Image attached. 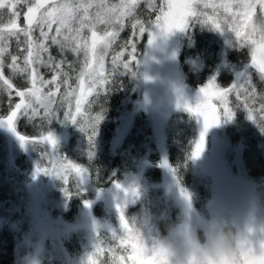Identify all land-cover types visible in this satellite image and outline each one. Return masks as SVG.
I'll use <instances>...</instances> for the list:
<instances>
[{"label": "rangeland", "instance_id": "374dc122", "mask_svg": "<svg viewBox=\"0 0 264 264\" xmlns=\"http://www.w3.org/2000/svg\"><path fill=\"white\" fill-rule=\"evenodd\" d=\"M110 3H119V0ZM164 4L165 10H167L166 0H164ZM24 10L21 9L22 13ZM0 11L4 12L3 21L6 23L9 18L8 12ZM204 11L212 15L211 9ZM19 24L23 26L21 18ZM209 24L211 25V21ZM98 30L103 32L104 26H99ZM185 31H174L165 39L157 37L152 45L147 43V33L144 50L138 58L136 96L128 104L129 107H125L121 111L112 139V145H117L135 117L142 113L150 123L151 137L161 155L159 167L162 170V176L160 181L150 182L145 178L143 171L148 165L149 161L147 160H142L136 172L129 173L124 179L117 181L124 187L134 186L137 189L136 196L130 195L126 200L119 202L123 206L124 215L129 224L137 223L141 227L146 244H150L153 233L165 232L167 223L175 221L178 217H185L200 223L210 219L237 222L239 212L248 205L253 197L258 196L261 205L264 206V159L262 158L264 155V112L260 111V106L254 107L252 104H250L251 111L249 112L243 107V98L241 101L236 100L235 92H230L227 97L226 107L233 113L231 121L224 119V106H221L216 99L211 101L216 108L220 124L207 131L205 147L199 158H191V171L194 180L197 183L207 182L210 187L211 194L205 205L204 213H198L193 207V210L187 208L179 196V188L182 187L180 185L177 187L172 171L162 166L166 161L163 123L167 116L175 110H185L176 104L177 89L189 103L195 104L199 89L206 86L209 80L215 81L214 75L209 76L206 82L196 90H191L185 85L177 58L180 41ZM223 31H227V26L221 23V29L218 31L222 39L218 71L225 65L228 47L239 46L235 42L234 34H232V38H229L221 33ZM84 35H90L87 29H85ZM243 47L249 50L248 63L234 71L232 80L227 87H220L215 81L214 90L229 89L238 81L242 82L245 74L250 77L252 71L257 72L250 66L251 48L247 45ZM82 60H84L83 57ZM190 62L193 61L190 60ZM78 85L79 80L76 84L77 96L79 95ZM85 88H87V84ZM19 99L18 97L16 103L19 102ZM13 110L14 107L0 120L7 121ZM190 115L196 125L193 152L203 124L202 118L198 119L194 113H190ZM19 116L21 114L18 112L17 117L13 118L14 127ZM246 130L247 132H245ZM51 132L58 140L56 149L43 142V137H46L47 133L32 138L24 136L26 139L39 142L22 145L18 135H23L19 134L17 130L16 132L11 131L6 125H0V154L3 156L5 164L9 169L15 168L16 157L23 154L30 171L29 180L23 183L22 197L15 209L17 213L13 220L20 235L15 264H89V257L94 264V252L98 250V242L105 240L103 238L105 234L109 238L115 239V246L118 245L124 252V264H131L126 259L131 253L130 245L127 243L122 245L119 239L112 236L113 234L116 236L124 234L120 226L119 213L115 207L118 202L117 190L114 187L116 182L105 189L98 190L93 199L87 200L91 202V206L86 207L83 202L69 219H63L53 213L54 207L61 206L62 201L60 202L54 193L55 181L60 177L55 176L52 170L57 166V160L62 161L65 165L73 162L64 159L58 152V148L68 139L67 131L62 128ZM53 151H55V156L52 155ZM37 167L48 170L52 174L46 175L43 171L37 173ZM70 173L79 180L74 171L64 174L68 176ZM82 183L85 185L88 183V172L86 180ZM185 190L192 198L193 192L187 188ZM119 195L122 196L123 193ZM97 203H101L105 207L106 215H95L93 208ZM261 211L264 213V207ZM71 235L78 236L82 244V253L78 255L67 252L64 247L65 240ZM102 247L105 252L106 246ZM121 250L118 253L120 256Z\"/></svg>", "mask_w": 264, "mask_h": 264}, {"label": "snow or ice", "instance_id": "6c2138e0", "mask_svg": "<svg viewBox=\"0 0 264 264\" xmlns=\"http://www.w3.org/2000/svg\"><path fill=\"white\" fill-rule=\"evenodd\" d=\"M143 2L147 5L149 13H157L154 21L150 19L145 21L137 17V8L141 0H119V3L115 4L110 3L109 0H0V10L7 11L9 16L5 23L4 12L0 11V89L6 91L9 96L15 92V95L20 98L19 102L15 103L14 110L7 121L0 120V125H6L11 131L16 132L13 118L17 117L18 112L29 120L40 117L49 124L52 119H61L60 108L67 102L69 109L63 113L62 120L80 124V130L85 132V127L71 110V100L75 98V113L81 114V105L86 101L87 94L108 82L105 74V58L121 32L124 31L126 22H130L132 38L124 41L120 45L121 50L112 56V71L122 66L125 74L135 75L130 62L121 58L125 55V51L131 48L128 54L135 60L136 66L138 65L139 61L134 55L137 48L134 38L137 33L143 36L147 32V43L152 45L157 37H167L177 30L184 31L190 24L210 26L220 31L221 23H223L227 26V31L221 32L222 34L229 38H232L234 34L237 45L241 47L247 45L251 48L250 66L259 73V80L264 82V0H166L167 10L164 5L157 6L156 0H143ZM21 9L26 11L22 13ZM205 9H211L212 15L204 11ZM21 15L25 21L24 26L19 24ZM101 25L104 26L103 32L98 30ZM85 29L90 33L89 36L84 35ZM13 39L18 52L23 55L21 57V55L12 54L11 62L5 65V55L8 54L10 41ZM53 47L62 56L69 52L77 57L83 55V68L77 77L78 96L77 88H72L69 83L71 77L69 72L65 71V59L57 61L51 51ZM5 66L10 69L11 77L22 76L26 78L30 86L17 89L12 78L5 76ZM67 67L71 69L72 64L68 63ZM41 69L51 71L53 73L51 79H45ZM62 84L66 91L58 102L57 94ZM86 84L87 88H85ZM215 87V81L209 80L206 86L199 89L195 104L185 101L182 106L187 112L194 113L198 119L202 118L203 129L195 144V150L191 154L192 159L199 158L203 152L207 131L220 124L216 108L211 103L213 99L224 106L225 121L233 119V113L226 107L230 92H235L237 101L243 98V107L249 112L250 104L257 100L256 86L247 74L244 75L242 82L238 81L229 89L214 90ZM260 101V111L264 112V95L260 96ZM177 106L181 107L179 103ZM41 110H43L42 114ZM102 119L103 116H97L91 124V132L88 134L90 144L94 142L98 124ZM81 120H83L82 115ZM18 138L22 145L39 142L20 135ZM43 142L50 144L53 149H56L58 144L56 136L51 131L43 137ZM52 155L55 156V151ZM91 155L89 153L90 157ZM162 166L170 168L167 161H164ZM42 171L46 175L54 173L65 184L68 182V177L64 174L66 172L74 171L80 183L85 181L87 176V169L71 162L65 165L59 160L52 173L37 167V173ZM170 171L175 174V169L170 168ZM115 187L121 188L119 182L115 183ZM64 191L66 195H71L67 188H64ZM123 191L130 193L133 197L137 195V189L134 186L125 188ZM84 204L86 207L91 206V202L87 200ZM117 207L124 234L112 236L119 239L122 245L126 243L130 245L131 253L126 259L131 264H153V257L147 255L146 243L127 222L123 206ZM124 260L125 257L120 256L118 264H123ZM88 261L92 264L91 257Z\"/></svg>", "mask_w": 264, "mask_h": 264}, {"label": "trees", "instance_id": "16d2710c", "mask_svg": "<svg viewBox=\"0 0 264 264\" xmlns=\"http://www.w3.org/2000/svg\"><path fill=\"white\" fill-rule=\"evenodd\" d=\"M111 1L115 0H109V2ZM156 4L165 6L164 0H156ZM136 14L141 20L154 21L157 13H149L147 5L141 0ZM131 32L130 22H126L124 31L121 32L117 42L105 58V74L108 82L87 96L86 101L81 105V114L75 113V98L71 100V110L85 127V132L80 130V124L76 125L62 120L63 113L69 109L67 102L60 108L61 119H52L49 124L40 117L29 120L21 115L16 120L17 132L30 138L64 128L68 133V139L58 148L59 155L87 169L88 183L86 185L80 183L71 173L67 176V184L60 178L55 181L54 193L60 202L62 201V205L55 206L53 213L63 219H69L85 200L93 199L98 190L105 189L114 182L124 179L129 173L136 172L142 160L149 161L143 171L145 178L150 182H158L161 179L162 170L159 167L161 155L151 137V126L144 114L140 113L139 116H136L120 142L117 145H112L118 117L125 107H129L128 104L136 96L137 66L135 60L128 54L131 52V48L125 51V55L121 59L130 62L135 75L125 74L122 66L112 71L111 63L112 56L121 50L120 45L132 38ZM146 35L147 32L143 36L137 33L134 38L137 45L134 53L136 59L144 50ZM221 42L219 32L210 26L190 24L186 29L180 41L177 58L183 81L189 89H198L212 75L215 76V81L220 87H227L232 80L234 71L248 63L249 50L246 47L231 46L228 47L226 53L225 65L218 71ZM51 51L57 61L65 59V71H68L71 77L69 83L72 88H76L77 77L83 68L82 54L77 57L69 52L62 56L55 47ZM12 54L21 55V57L23 55L18 52L14 39L10 41L9 52L5 55V65L11 62ZM68 63L72 64L71 69H68ZM41 72L45 79H51L53 75L47 69H41ZM4 74L11 77L10 69L7 66L4 68ZM250 77L257 89V100L251 104L254 107L261 106L260 96L264 95V82L259 80V74L255 71H252ZM11 78L17 89L28 87L26 78L19 75ZM65 91L66 88L62 84L60 92L57 94L58 102L62 99ZM17 101L18 97L15 92L9 96L6 91L0 89V118L9 113ZM42 112L43 110L41 114ZM81 115L83 120H81ZM97 116H103V119L98 124L94 142L90 144L88 134H90L91 124ZM163 135L166 161L170 168L175 169L173 176L176 182L182 188L193 192V209L198 213H204L211 192L209 183H197L191 171V154L196 135L193 117L183 109L175 110L167 116L163 123ZM89 153L92 154L91 157ZM262 158L264 159V155ZM29 177V166L23 154L16 157L13 169L7 167L0 154V264H15L20 235L13 220L17 213L15 209L22 197L23 183L29 180ZM64 188H67L71 195H66ZM93 210L95 215H106L105 207L101 203H97ZM103 238L105 240L98 242V250L94 252V264H114V262L118 264L120 247L115 246V239L109 238L108 235L105 234ZM103 245L106 246L105 252ZM64 247L69 253L73 252L76 255L82 253V244L78 236L71 235L65 240ZM121 256H124L123 251Z\"/></svg>", "mask_w": 264, "mask_h": 264}, {"label": "clouds", "instance_id": "9594fccd", "mask_svg": "<svg viewBox=\"0 0 264 264\" xmlns=\"http://www.w3.org/2000/svg\"><path fill=\"white\" fill-rule=\"evenodd\" d=\"M160 38L166 37L160 36ZM185 101L187 100L177 89L176 104L179 103L182 107ZM177 187H179L178 182ZM125 188L130 187L122 185L119 189L115 187L118 200L115 205L117 212V206L121 205L119 201L126 200L130 196V193L123 191ZM120 193L123 195L120 196ZM179 196L187 208L193 210L192 198L185 189L179 188ZM262 207L264 206L261 205L259 197H253L239 212L237 222L210 219L200 223L178 217L175 221L167 223L165 232L153 233L150 244H146L147 255L153 257V264H264ZM127 222L129 223L128 220ZM131 226L146 243L141 227L137 223H132Z\"/></svg>", "mask_w": 264, "mask_h": 264}, {"label": "water", "instance_id": "95a60500", "mask_svg": "<svg viewBox=\"0 0 264 264\" xmlns=\"http://www.w3.org/2000/svg\"><path fill=\"white\" fill-rule=\"evenodd\" d=\"M24 11H26V9ZM21 19H22V25L24 26L25 25V21L23 19V15H22Z\"/></svg>", "mask_w": 264, "mask_h": 264}]
</instances>
